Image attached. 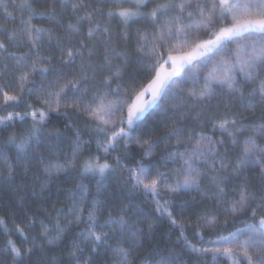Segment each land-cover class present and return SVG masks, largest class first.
I'll list each match as a JSON object with an SVG mask.
<instances>
[{
    "label": "snow or ice",
    "instance_id": "6c2138e0",
    "mask_svg": "<svg viewBox=\"0 0 264 264\" xmlns=\"http://www.w3.org/2000/svg\"><path fill=\"white\" fill-rule=\"evenodd\" d=\"M53 115L75 133L63 159L55 147L54 158L36 151ZM149 116L168 117L157 139L136 132ZM4 132L0 185L33 160L47 178L32 192L40 199L61 174L118 172L190 258L170 252L157 264H264V0H0ZM160 140L166 151L154 160ZM101 187L88 207L73 193L67 208L25 210L23 195L0 208V264H95L92 254L147 264L144 229L124 210L104 219ZM190 192L202 205L194 221L173 212L175 195ZM73 226L81 230L66 241Z\"/></svg>",
    "mask_w": 264,
    "mask_h": 264
},
{
    "label": "trees",
    "instance_id": "16d2710c",
    "mask_svg": "<svg viewBox=\"0 0 264 264\" xmlns=\"http://www.w3.org/2000/svg\"><path fill=\"white\" fill-rule=\"evenodd\" d=\"M5 2L8 3L9 0H5ZM141 26H143L142 22L132 26L133 39L135 38L134 29ZM137 70L138 66L133 61L130 68L126 70L128 72V78L131 79L136 74ZM246 115H250V113H246ZM255 115H260L259 109L255 110ZM64 122L63 117L57 118L53 115L48 126V132L52 135L41 137V145H43V147L38 148L36 151L37 153H43L45 159L54 158L53 154L47 151L50 146L58 150L61 159H63V153H71L75 140V133L72 128L65 129ZM166 123H168V117L149 116L140 124L136 132L157 139L164 134ZM75 124L79 127L83 139L88 140L90 133L84 128L83 123L75 122ZM15 131L17 133H22L24 127L17 125ZM57 133H59V139H57ZM8 135V132L0 133V143L6 140ZM86 147H90L91 150L95 152L94 141ZM11 151L14 152L15 149ZM131 151L135 153L138 149L133 145ZM165 151V141L160 140L158 148L155 149L153 159L160 160ZM3 175H6V171ZM46 179L43 169L40 167L37 160H33L30 163L27 174H25L23 167H18L17 174L14 178L11 181H4V183L0 185V208L6 205L15 206L18 198L22 195L26 198L25 210L30 208L35 211L41 204H46V206L51 207L52 203H55L58 208H67L68 204L66 202L73 193L76 194L77 198L81 195H85V207H88L93 198L97 196V184L100 183L102 187L99 192V198L104 204L103 218L107 219L109 211L113 216H119L121 210H124L129 223H135L138 227L144 229V248L141 252V258L146 259L147 264H157L162 256L166 257L170 252L179 254V258L182 260L188 261L190 259L187 253L181 252V246L176 243L178 230L172 228L167 220L158 219L153 205L149 203L142 194L131 193L118 172L106 173L103 178L99 175L81 176L78 172L61 174L55 177L53 182L49 183V190L44 194V199H40L39 197L34 198L32 192L35 191L39 193V185L41 181ZM81 186H83V190ZM193 197L196 198V201L200 200L199 193L196 192L175 195L173 212L177 218H180L181 215L190 216L194 221L196 216L201 213L202 205L194 201ZM185 202H187V204H185ZM182 209H184L183 212L181 211ZM18 215L22 218L23 213L18 212ZM85 215H87L86 212ZM148 224L154 225L151 233L148 232ZM80 230V228L73 226L70 232L66 234V241L76 238V233ZM186 235L189 239H194L193 229L189 228ZM207 235V231H205L206 238ZM56 251H58V249H53V254ZM89 254L90 249L86 248L83 255L88 256ZM92 255L94 256L95 264H106V262L111 259L110 255Z\"/></svg>",
    "mask_w": 264,
    "mask_h": 264
}]
</instances>
